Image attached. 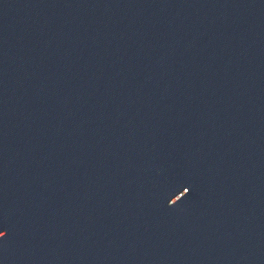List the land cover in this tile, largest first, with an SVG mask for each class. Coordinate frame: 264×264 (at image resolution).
Wrapping results in <instances>:
<instances>
[{"label":"water","instance_id":"95a60500","mask_svg":"<svg viewBox=\"0 0 264 264\" xmlns=\"http://www.w3.org/2000/svg\"><path fill=\"white\" fill-rule=\"evenodd\" d=\"M0 264H264V0H0Z\"/></svg>","mask_w":264,"mask_h":264}]
</instances>
